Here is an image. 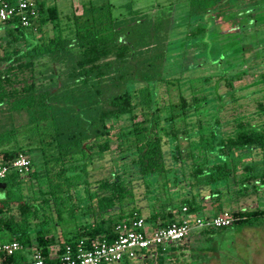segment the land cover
<instances>
[{
    "label": "trees",
    "instance_id": "16d2710c",
    "mask_svg": "<svg viewBox=\"0 0 264 264\" xmlns=\"http://www.w3.org/2000/svg\"><path fill=\"white\" fill-rule=\"evenodd\" d=\"M232 1L190 0V6L199 4L208 15ZM36 4L39 14L29 27L14 18L4 24L0 38V162L10 163L26 147L29 155L41 154L43 169L37 171L31 161L28 174L12 173L3 181L1 239L7 235L24 249L33 235L50 264L49 249L61 228L72 235L56 247L57 253L65 245L76 249L80 241L86 249L95 241L111 244L117 238L115 227L135 217L152 227L167 226L178 221L175 212L184 207L188 216L204 218L229 212V227L202 229L213 234L264 218L260 208L201 214L206 197L219 203L229 191L236 199L264 192V96L256 101V112L221 121L224 99L234 101L233 82L243 74L229 73L235 65L229 61L230 49L213 61V74L185 76L195 64L197 45L225 34L206 29L202 20L189 22L181 48L171 56L177 48L170 47L168 21L164 44L154 54L151 41L124 40L111 22L96 27L75 15L70 23L71 17L60 18L56 6ZM191 7L185 13L189 20L199 16ZM162 27L163 19L157 31ZM258 45L262 41L252 46ZM177 64L178 72L171 68ZM255 84L264 87V74ZM221 85L228 88L226 94L219 93ZM125 118L130 126L115 132L111 125ZM227 126L228 131L223 129ZM113 135L116 155L111 156ZM108 166L106 176L90 182L91 171ZM41 176L46 191L31 185ZM174 249L142 250L119 264H170L167 253ZM22 254L2 261L28 264Z\"/></svg>",
    "mask_w": 264,
    "mask_h": 264
},
{
    "label": "rangeland",
    "instance_id": "374dc122",
    "mask_svg": "<svg viewBox=\"0 0 264 264\" xmlns=\"http://www.w3.org/2000/svg\"><path fill=\"white\" fill-rule=\"evenodd\" d=\"M35 2H45L48 6H56L60 12L61 17L70 16V23L72 17L75 15H82V20L88 22L93 26H100L103 24L113 23L119 29V33L124 40H147L151 41L152 53L159 52L164 44L163 37H166L165 29L169 27L167 22L171 25V30L168 32L169 43L171 41L172 53L169 55H177L178 48H181V41L183 39V32L187 28L188 23L191 25L194 22H201V25L210 27L211 32L222 34L224 37H214L216 41L211 42L208 38L201 41L197 45V55H193L195 61L192 67H188L185 71V76L194 75L196 77L210 75L214 73L215 63L220 54L227 53L229 49L233 53L230 57V63H235L229 73L237 72L243 73L241 79L233 82L235 89L234 101L229 96L224 99L225 105L220 113L221 121L233 119L236 116H247L257 111V100H261L264 96V87L262 84H255L264 74V0H234L230 4L222 2L220 8L212 9L207 13L199 4L190 6V0H34ZM191 10L198 17H192L191 20L185 16L187 10ZM255 13H257L255 15ZM209 16H214L209 20ZM218 17V18H217ZM253 20V23L247 22ZM163 19V27L161 31H157L158 22ZM198 19V20H197ZM200 20V21H199ZM197 22V23H198ZM66 23V22H63ZM212 23V24H211ZM242 25V26H241ZM68 24H63L62 28L67 27ZM50 29V27H49ZM4 24L0 22V38L4 37ZM163 33L164 34H159ZM209 32V31H208ZM235 34L226 35V33ZM41 31L35 30L34 35L40 36ZM162 37V39H161ZM262 41V45L257 47L252 46L254 42ZM140 42V41H138ZM220 42V43H219ZM174 43V44H173ZM161 44V45H160ZM195 47V46H194ZM202 51H201V50ZM168 55V53H167ZM190 57V56H189ZM201 59V60H200ZM174 62V60H171ZM179 62V61H178ZM177 62V63H178ZM237 62V64H236ZM184 65V62H183ZM184 66H188V61ZM172 69L176 72L180 70L179 64L172 65ZM173 74V73H172ZM198 85V84H197ZM173 90V88H172ZM228 88L221 85L219 89L220 94H226ZM171 97L177 101V95L172 92ZM131 124L130 119L125 118L112 124L113 130L121 127L127 129ZM230 127H224V130H229ZM114 132V133H115ZM112 143L111 156L116 155L115 146L117 144L116 136L110 138ZM27 156L29 151L23 147ZM27 150V152H26ZM41 155V154H40ZM40 155L30 152L29 159L34 164L37 171L43 168L41 164ZM39 157V158H38ZM109 166L106 169L91 171L92 183L95 180L103 178L108 172ZM91 169H89L90 171ZM106 170V172H104ZM101 173V175L99 174ZM99 174V175H98ZM45 176H41L40 180L31 181L33 189L42 187L43 191L47 190L44 182ZM41 182V184H37ZM9 189L17 193L16 188L9 185ZM189 189V188H188ZM31 192V190H29ZM3 191H0V196ZM4 193V192H3ZM25 193V192H24ZM227 194V193H226ZM236 193L229 191L227 196L221 198L220 202L216 203L211 198H204L202 200L201 214L214 210H237L239 208L264 209V192L260 191L258 195H247L244 198H235ZM33 200H36L34 197ZM14 214L16 211L13 210ZM176 211L175 213H178ZM207 215V214H206ZM205 215V216H206ZM62 228L56 231L54 247L62 244L66 238L71 237L72 232L61 231ZM209 230H193L190 236L181 241L179 244L172 245L176 247L173 252H168V261L170 264H264V218L253 222L249 226L242 228L230 227L223 229L220 232L209 233ZM55 232V231H54ZM3 238V237H2ZM5 239L9 237L4 236ZM1 239V238H0ZM31 241L35 243L32 235ZM200 247L212 248V251H200ZM24 259L28 260L29 255L22 252ZM25 253V254H24ZM193 256V257H192ZM136 264H143L136 262Z\"/></svg>",
    "mask_w": 264,
    "mask_h": 264
},
{
    "label": "built area",
    "instance_id": "2783aa9c",
    "mask_svg": "<svg viewBox=\"0 0 264 264\" xmlns=\"http://www.w3.org/2000/svg\"><path fill=\"white\" fill-rule=\"evenodd\" d=\"M39 14L34 0H0V22L6 24L17 19L22 27H29L31 20ZM31 171V160L24 153H18L10 163L0 162V182L10 174L26 175ZM183 216L176 222L164 227H152L144 218L135 217L132 221L121 222L115 228L117 238L111 244L92 242L89 249L84 248L80 241L73 249L65 245L61 253L57 250L50 264H119L123 259H134L142 250L155 251L157 247L177 244L190 236L193 230L218 229L229 227L232 219L229 212L211 218L188 216L187 208H182ZM22 250L17 241L0 243V264L2 259L12 257ZM28 264H49L46 258L36 248L31 252ZM156 264V263H153Z\"/></svg>",
    "mask_w": 264,
    "mask_h": 264
},
{
    "label": "crops",
    "instance_id": "0c3cea01",
    "mask_svg": "<svg viewBox=\"0 0 264 264\" xmlns=\"http://www.w3.org/2000/svg\"><path fill=\"white\" fill-rule=\"evenodd\" d=\"M39 158V157H38ZM40 158H41V156H40ZM200 208H201V210H203V208H202V203L200 204ZM221 211H225V209H223V210H214L213 212H211V211H208V212H205L204 213V215H206V216H212V215H216L217 213H219V212H221ZM175 216L179 219L180 217H182L183 216V213L181 212V211H179L178 213H175ZM65 231L67 230V229H64ZM73 230V229H72ZM70 231H71V229H70ZM8 241V239H5V238H2V239H0V243L1 242H7ZM172 245H176V244H172ZM172 245H168V246H166V247H172ZM25 248L24 249H22L21 251L22 252H25V253H27L29 256V259L28 260H26L27 262H29V260H30V255H31V252L34 250V249H36L37 248V245H36V242L34 243V242H30L27 246H24ZM57 250V248L56 247H52V248H50L49 249V255L50 256H52L53 254H54V252ZM24 253V254H25Z\"/></svg>",
    "mask_w": 264,
    "mask_h": 264
},
{
    "label": "water",
    "instance_id": "95a60500",
    "mask_svg": "<svg viewBox=\"0 0 264 264\" xmlns=\"http://www.w3.org/2000/svg\"><path fill=\"white\" fill-rule=\"evenodd\" d=\"M6 188V184L3 182H0V189H5Z\"/></svg>",
    "mask_w": 264,
    "mask_h": 264
}]
</instances>
